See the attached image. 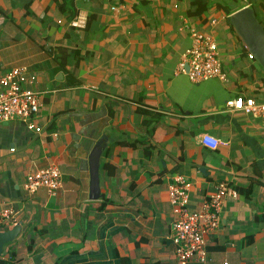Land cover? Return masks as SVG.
Listing matches in <instances>:
<instances>
[{
    "label": "crops",
    "instance_id": "0c3cea01",
    "mask_svg": "<svg viewBox=\"0 0 264 264\" xmlns=\"http://www.w3.org/2000/svg\"><path fill=\"white\" fill-rule=\"evenodd\" d=\"M74 3L83 26L54 0H0V75L26 65L43 98L40 131L18 118L0 123V208H14L20 224L0 264H179L167 190L176 173L191 181L192 209L220 180L237 190L205 234L206 259L186 264H264V121L225 105L264 100V67L229 19L250 5L264 26V0H210L200 14L187 13L191 0ZM184 25L214 35L226 80L177 71L192 40ZM202 133L220 143L208 148ZM50 163L59 190L28 192L26 174Z\"/></svg>",
    "mask_w": 264,
    "mask_h": 264
},
{
    "label": "built area",
    "instance_id": "2783aa9c",
    "mask_svg": "<svg viewBox=\"0 0 264 264\" xmlns=\"http://www.w3.org/2000/svg\"><path fill=\"white\" fill-rule=\"evenodd\" d=\"M215 21V20H213ZM84 17L75 15L70 20L74 26H83ZM188 27V25H184ZM192 38L177 64V71L187 74L191 81H201L213 77L226 80L219 55L218 42L212 33L203 32L189 26ZM249 57H253L249 53ZM188 64V68H186ZM36 74L26 65L12 66L0 75V123L15 118L22 119L28 129L40 131L42 127L35 122L36 113L42 105V93L31 86ZM228 110L238 109L246 114L260 116L264 121V100L257 101L253 96L238 95L226 99ZM202 143L214 149L220 139L209 134H201ZM24 188L32 193L40 186L55 194L62 186L61 172L56 164L28 172L23 181ZM191 181L183 174H173L168 184V197L174 218L170 226V239L179 264H186L190 258L205 260L207 245L205 234L216 228L220 221V209L225 197L236 194V188L224 180L215 185V189L203 198L199 208L188 207ZM17 212L12 207L0 208V227L16 223ZM227 264V261L224 262Z\"/></svg>",
    "mask_w": 264,
    "mask_h": 264
},
{
    "label": "water",
    "instance_id": "95a60500",
    "mask_svg": "<svg viewBox=\"0 0 264 264\" xmlns=\"http://www.w3.org/2000/svg\"><path fill=\"white\" fill-rule=\"evenodd\" d=\"M230 21L250 53L264 67V26L259 21L254 8L250 5H244L234 10L230 13ZM186 68H188V64H186ZM100 153L101 146L97 144L89 155L90 196L92 198L100 196L98 175ZM19 228L20 224L16 223L9 229L0 230V253L4 243L12 240L17 235Z\"/></svg>",
    "mask_w": 264,
    "mask_h": 264
},
{
    "label": "trees",
    "instance_id": "16d2710c",
    "mask_svg": "<svg viewBox=\"0 0 264 264\" xmlns=\"http://www.w3.org/2000/svg\"><path fill=\"white\" fill-rule=\"evenodd\" d=\"M58 10L67 18L71 19L77 14V8L75 7L74 0H54ZM210 0H191L192 7L188 10L187 13L190 14H200L208 6ZM226 10V13L231 12V8L227 5L223 6ZM230 19V17H229Z\"/></svg>",
    "mask_w": 264,
    "mask_h": 264
}]
</instances>
